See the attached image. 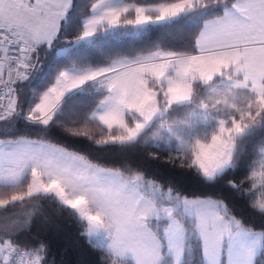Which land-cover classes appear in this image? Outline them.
Masks as SVG:
<instances>
[{"label":"trees","instance_id":"obj_1","mask_svg":"<svg viewBox=\"0 0 264 264\" xmlns=\"http://www.w3.org/2000/svg\"><path fill=\"white\" fill-rule=\"evenodd\" d=\"M97 0H72V5L61 23L59 36L49 45L38 47L41 62L33 69L31 78L19 85L1 81L14 99L15 114L1 122L9 138L42 140L81 155L88 162L101 167L114 168L124 177L140 174L141 185L152 182L162 188H171L176 200L181 198L208 197L222 203L226 217L236 219L249 230L264 233V101L253 99L251 115L237 113L228 117L216 112L214 121L233 119L241 121L246 130L234 137V150L230 163L212 178L205 177L193 160L194 148L183 151L168 150L147 141L149 135L165 125H179L180 120H190L192 115L202 117L206 104V84L195 82L188 102L173 104L138 138L118 142L119 128L103 126L92 113L106 90L95 83L66 95L51 113L47 122L30 118L34 104L56 76L68 67L98 66L122 57L145 55L156 50H168L176 55L194 54L196 38L205 21L222 15L234 0H190L192 8L167 22L133 27L128 20L133 12L120 16L114 28L99 27L88 41L80 39L83 17L90 13ZM136 4H172L181 0H124ZM66 47L64 52H58ZM36 66V65H35ZM228 74L223 81L239 77ZM234 80V81H235ZM212 85H224L222 76H215ZM264 87V81L262 80ZM254 98V94L250 92ZM258 110L257 113H254ZM212 132L217 128L212 126ZM182 134L181 131H179ZM211 134L202 137L208 141ZM30 176L16 184H0V201H7V208L16 210L24 204L32 205L28 226L12 234L16 248L28 252L30 264H133L128 259L114 257L104 246L90 238L85 223L69 206L45 194L26 196ZM143 188V187H140ZM146 194H151L143 189ZM15 201H12L14 200ZM183 221L185 240L180 264H203L200 241L190 217L175 212ZM150 220V226L159 234L166 219L159 224ZM15 231V230H14ZM26 262V263H27ZM25 263V264H26ZM161 264H172L164 255ZM255 264H264L263 246Z\"/></svg>","mask_w":264,"mask_h":264},{"label":"rangeland","instance_id":"obj_2","mask_svg":"<svg viewBox=\"0 0 264 264\" xmlns=\"http://www.w3.org/2000/svg\"><path fill=\"white\" fill-rule=\"evenodd\" d=\"M247 1L236 0L231 4L240 14H243L242 11L247 8L245 17L241 18V22L246 24L245 34L232 43L237 47L226 50L214 48L213 51L197 53V50L209 48L212 43L207 39L196 38L197 50L190 55H176L168 50H156L145 55L118 58L104 65L68 67L66 70L68 72L63 71L52 86L47 87L50 88L45 92L46 96L40 107L44 108L53 97H56L59 90L67 88L70 82L80 81V87L87 83H96L106 90V94L101 98L92 115L107 128L115 127L123 130L116 138L118 142H123L138 138L155 118L163 114L171 105L188 102L195 82L204 83L207 86L206 104H208L204 115L201 118L192 115L193 118L190 120H180L177 126H162L157 132L149 135L147 141L161 148L180 152L190 147L194 148L193 160L201 173L207 178L214 177L230 163L234 150V137L246 130L237 119L231 122L218 119L215 122L216 112L226 117L228 115L233 117L232 113H237L241 117L249 116L253 99L264 101L262 84L264 8L248 5L241 9L239 3ZM71 5L72 0H0V29L15 31L25 44L26 49L22 52L38 61L41 58L38 47L42 44L49 45L59 36L62 20ZM191 8L190 0H181L172 4H136L124 0H98L91 5L90 13L81 20L83 29L80 39L91 40L99 27H116L120 23V16L129 12H133V19L128 20L127 23L139 28L167 22ZM210 29L212 30L213 27L210 26ZM65 50L66 47L57 49L58 52ZM226 57L231 58L230 65L221 64L227 59ZM230 72L232 76L242 74L243 78L224 82L223 77L224 79L228 77ZM215 76H222L224 85H212L211 80ZM260 77L262 79H259ZM250 92L254 94V98ZM13 102L14 99L11 100L10 107H14ZM257 111L255 110L254 113ZM33 113L34 110L28 116L36 118ZM37 118L47 122L50 116L37 115ZM212 126L217 128L216 132H212ZM8 133L5 123L1 122L0 144L22 139V137L9 138L6 136ZM207 134H211V137L205 141L202 137ZM107 169L118 171L114 168ZM31 174L26 196L54 192L52 186L55 182L46 177L42 181V178L35 173ZM126 177L133 184H138L139 188L143 187L142 190L151 192L148 195L153 197L155 202H159L161 215L157 219H151L155 220V224H159L161 219L167 220L159 236L166 241L165 237L169 239L167 235H176V227L182 223V220L174 215V212L181 214L179 204H170L172 189L153 185L152 182L141 185L140 174ZM19 178L11 179L9 184L19 183ZM2 182L0 179V184H4ZM70 195L74 197L71 193ZM161 199L166 200L161 203ZM166 201L169 203L166 204ZM31 208L32 205L24 204L13 211L6 205L0 210V258L3 251L12 246V234L28 226L31 220ZM83 219L88 236L95 233L94 237L98 243L101 241L100 244H109L113 226L106 216L95 211ZM181 256L174 258L173 255L172 264H180Z\"/></svg>","mask_w":264,"mask_h":264},{"label":"crops","instance_id":"obj_3","mask_svg":"<svg viewBox=\"0 0 264 264\" xmlns=\"http://www.w3.org/2000/svg\"><path fill=\"white\" fill-rule=\"evenodd\" d=\"M248 5L264 8V0H248L239 3L241 9ZM246 9L242 11L243 14H240L230 5L222 15L205 21L197 38L207 39L212 44L209 48L197 50V53L213 51L214 48L226 50L237 47L232 43L245 34L247 28L245 22H241V18L245 17ZM210 26L213 27L212 30ZM17 37L21 40L20 59L17 63L0 62V82L6 81L9 85L27 82L31 78L33 69L43 59L40 56V61H35L34 57L25 55L22 52L26 49L25 44L18 35ZM26 51L29 52V50ZM226 58L221 64L230 65L231 58ZM66 70L68 68L63 71ZM235 77L243 78L242 74H237ZM261 77L259 79H262ZM229 78L231 79L232 76L230 75ZM49 88L45 89L32 108L36 118L37 115L50 116L66 95L80 88V81L79 83L70 82L67 88L59 90L56 97L41 108L40 104L45 99V92ZM31 173L41 177L42 181L46 177L55 182L52 191L57 194L54 192L43 194L53 196L72 208L84 223L83 217L86 218L95 211L109 219L113 226L112 236L109 244L101 245L114 257L128 259L133 264H161L164 255L172 258L173 255L174 258L183 256L185 240L183 221L174 212L182 223L176 227V235H167L169 239L165 237V241L149 224L151 219H157L161 215L159 202H155V199L139 188L138 184H133L119 171L90 163L77 153L42 140L22 138L13 140L12 143L0 144L2 183L9 184L11 179L18 177L21 181L26 175H29L31 179ZM70 193L74 197H71ZM172 195L170 204H179L181 213L194 222L196 236L200 241L203 264H255V259L263 246V232L246 229L236 219L226 217L222 212L223 205L217 199L196 197L176 200L174 193ZM165 200L160 201L162 203ZM167 203L169 201H166ZM6 205H8L7 201H0V210ZM94 235L95 233H91L90 238L97 242ZM14 248L15 245L12 244L3 251L0 263Z\"/></svg>","mask_w":264,"mask_h":264},{"label":"built area","instance_id":"obj_4","mask_svg":"<svg viewBox=\"0 0 264 264\" xmlns=\"http://www.w3.org/2000/svg\"><path fill=\"white\" fill-rule=\"evenodd\" d=\"M21 40L16 33L7 29H0V62H16L21 57ZM10 93L0 84V121L15 113L10 107ZM28 259L26 249L18 247L6 258L4 264H24Z\"/></svg>","mask_w":264,"mask_h":264},{"label":"bare ground","instance_id":"obj_5","mask_svg":"<svg viewBox=\"0 0 264 264\" xmlns=\"http://www.w3.org/2000/svg\"><path fill=\"white\" fill-rule=\"evenodd\" d=\"M14 114H15V113H14ZM27 260H28V259H27ZM4 262H5V260H4L1 264H4ZM26 262H27V261H26ZM26 262H25V263H26Z\"/></svg>","mask_w":264,"mask_h":264}]
</instances>
